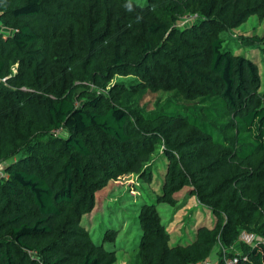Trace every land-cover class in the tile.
<instances>
[{
	"label": "trees",
	"instance_id": "16d2710c",
	"mask_svg": "<svg viewBox=\"0 0 264 264\" xmlns=\"http://www.w3.org/2000/svg\"><path fill=\"white\" fill-rule=\"evenodd\" d=\"M252 15L264 0H0V264H114L133 225L126 264H264V31L242 36L259 58L222 36Z\"/></svg>",
	"mask_w": 264,
	"mask_h": 264
},
{
	"label": "rangeland",
	"instance_id": "374dc122",
	"mask_svg": "<svg viewBox=\"0 0 264 264\" xmlns=\"http://www.w3.org/2000/svg\"><path fill=\"white\" fill-rule=\"evenodd\" d=\"M193 19L194 18H191L190 21H192ZM181 25H183V23H181ZM263 31H264V19H259L257 15H252L242 24L236 27H233L232 29L223 31L222 36L226 38V41H225L226 47H229L235 53L245 52L249 55L252 54V56L259 58L261 54L260 53L261 44H255V43L249 42L248 39H244L242 38V36L262 34ZM258 63L260 65L261 71H263L264 61L259 59ZM5 165H6V162L0 163V176L4 174L3 168ZM133 183H134V176L132 174H124L120 176L117 180L109 183V185L106 188L97 192L96 206L94 207L93 211L88 215V218H89L88 222L90 223L89 227L90 229H92L91 231L95 239L99 240L101 236L104 234V232L107 230V228L109 226L112 227L113 225V223H109L108 221V217H107L108 211L104 209L105 205H103L102 202L106 198H108L107 201H109L110 203L113 202L112 200L115 199L113 195L118 189L128 190L127 192H130V194L132 195L135 194L136 190H135V187L133 186ZM111 188H116L112 196H110L109 194V191ZM194 201H195V198L192 197V199L185 205L186 206L185 208H189ZM160 207L161 208L163 207L162 204L160 205ZM197 209L202 211L200 214L202 216L201 220L206 221L208 219L209 211L206 210V207L203 205ZM184 210H181L180 214H182ZM196 221H199V218ZM192 224L194 225L195 223L192 222ZM126 227H127L126 224L122 225V230L120 232V235L124 233ZM138 236H139V228H137V231L135 232V225H133L130 233L128 234L127 241L120 242V240H118L116 242V250H117L118 259L114 264H126V260L129 256L128 254L130 253V249H129L130 243L134 241L135 239H137ZM238 245L240 246V244ZM233 251L238 252L240 251V248L238 246H234L232 249L228 250V252H233ZM211 259L214 260L216 263L219 262V257L215 252L213 253Z\"/></svg>",
	"mask_w": 264,
	"mask_h": 264
},
{
	"label": "built area",
	"instance_id": "2783aa9c",
	"mask_svg": "<svg viewBox=\"0 0 264 264\" xmlns=\"http://www.w3.org/2000/svg\"><path fill=\"white\" fill-rule=\"evenodd\" d=\"M191 18H194V16L192 17H188L186 19V21H190ZM254 239V234L252 233H243L241 235V240H244L246 242H252ZM238 261V256L235 255V256H232V257H228L224 260V263L223 264H234ZM198 264H213L211 261H204V262H201V263H198Z\"/></svg>",
	"mask_w": 264,
	"mask_h": 264
}]
</instances>
